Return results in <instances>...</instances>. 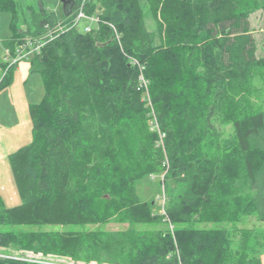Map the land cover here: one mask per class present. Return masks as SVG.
I'll list each match as a JSON object with an SVG mask.
<instances>
[{
	"label": "trees",
	"instance_id": "obj_1",
	"mask_svg": "<svg viewBox=\"0 0 264 264\" xmlns=\"http://www.w3.org/2000/svg\"><path fill=\"white\" fill-rule=\"evenodd\" d=\"M81 6L96 27L30 59L44 95L29 105L31 142L8 158L21 202L0 196V248L78 264H261L264 227L239 226L264 223V58L249 22L260 0H80L67 17L39 2L34 30L0 0L15 30L4 47ZM0 68L2 87L12 66ZM159 175L154 213L135 185ZM109 224L122 227L89 228Z\"/></svg>",
	"mask_w": 264,
	"mask_h": 264
},
{
	"label": "rangeland",
	"instance_id": "obj_2",
	"mask_svg": "<svg viewBox=\"0 0 264 264\" xmlns=\"http://www.w3.org/2000/svg\"><path fill=\"white\" fill-rule=\"evenodd\" d=\"M18 5L16 9V27L25 29L27 26L34 30L35 24L28 10L36 11L39 2L51 12H56L59 16L62 14L61 0H14ZM80 1V0H73ZM13 15L9 10L0 9V63L6 65L12 64V59L7 62L4 58L3 42L15 35L12 28ZM250 29L256 44V55L258 58H264V0H260V6L253 10L249 15ZM85 27L95 28V23L89 19L82 18L77 29L83 30ZM45 35L44 33L41 36ZM40 37V36H39ZM23 38H32L30 34H25ZM38 38V37H34ZM4 53V54H3ZM32 58V57H31ZM30 58V59H31ZM30 59H22L12 66L11 81L0 87V196L6 207H14L21 202L20 194L14 181L13 173L9 163V155L19 148L31 142V120L29 115V105L39 103L44 95V88L41 76L38 73H31ZM3 71L0 68V77ZM142 89L148 99V105L152 106L148 83L142 77ZM230 132L227 129L226 134ZM158 142L164 140V134L160 135L158 131ZM150 176L136 182L137 196L144 201L152 202L154 213H161L163 208L164 186L162 184L163 175ZM243 228H262L264 223L250 219L239 225ZM119 229L122 226L109 224L89 228ZM206 227H215L208 225ZM54 226H44L35 228V230H55ZM77 230L79 227H69ZM0 257L18 258L30 262H42L49 264H78L65 258L53 256L34 255L22 251H14L0 248ZM80 264V263H79ZM83 264V263H81ZM94 264V263H92ZM261 264H264V254L261 256Z\"/></svg>",
	"mask_w": 264,
	"mask_h": 264
},
{
	"label": "built area",
	"instance_id": "obj_3",
	"mask_svg": "<svg viewBox=\"0 0 264 264\" xmlns=\"http://www.w3.org/2000/svg\"><path fill=\"white\" fill-rule=\"evenodd\" d=\"M83 5V3H82ZM82 18L89 19L90 21H95L94 18H88L82 11V6L79 8L78 12L74 16L72 23L65 24L63 22L59 23L54 30L48 31L47 33H44L45 35L31 39V38H23L21 43L15 48V50L12 52L10 49H5V59L7 62L12 59V64L7 65V69L14 64H17L22 59H30L35 54H38L41 50V48L50 40H53L57 36H59L60 33L64 31H68L72 29L73 27H77L79 21ZM86 31L90 30V27L84 28ZM6 64V63H5ZM156 128V127H155ZM158 130V129H157ZM162 135V134H160ZM163 201L162 204L164 205V196L162 197Z\"/></svg>",
	"mask_w": 264,
	"mask_h": 264
},
{
	"label": "water",
	"instance_id": "obj_4",
	"mask_svg": "<svg viewBox=\"0 0 264 264\" xmlns=\"http://www.w3.org/2000/svg\"><path fill=\"white\" fill-rule=\"evenodd\" d=\"M61 3H62L63 15L65 17L69 16L72 12L73 7H74V1L73 0H61ZM13 259H18V258H13ZM36 262H38V261H36ZM39 263H42V262H39ZM44 264H49V263H44Z\"/></svg>",
	"mask_w": 264,
	"mask_h": 264
},
{
	"label": "crops",
	"instance_id": "obj_5",
	"mask_svg": "<svg viewBox=\"0 0 264 264\" xmlns=\"http://www.w3.org/2000/svg\"><path fill=\"white\" fill-rule=\"evenodd\" d=\"M56 13V12H55ZM57 14V13H56ZM58 15V14H57ZM5 47H4V42H3V52L5 51ZM4 54V53H3ZM3 56H5V54L3 55Z\"/></svg>",
	"mask_w": 264,
	"mask_h": 264
}]
</instances>
